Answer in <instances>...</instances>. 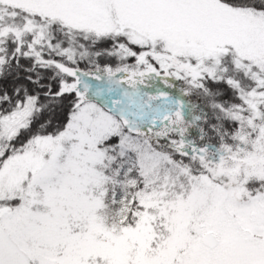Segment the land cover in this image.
Here are the masks:
<instances>
[{
    "label": "snow or ice",
    "instance_id": "6c2138e0",
    "mask_svg": "<svg viewBox=\"0 0 264 264\" xmlns=\"http://www.w3.org/2000/svg\"><path fill=\"white\" fill-rule=\"evenodd\" d=\"M0 264H264V0H0Z\"/></svg>",
    "mask_w": 264,
    "mask_h": 264
}]
</instances>
